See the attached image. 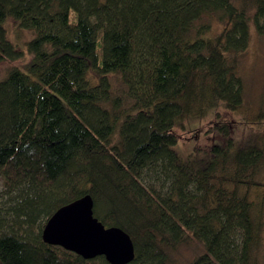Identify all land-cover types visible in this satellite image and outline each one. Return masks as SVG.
I'll list each match as a JSON object with an SVG mask.
<instances>
[{"label":"trees","instance_id":"trees-1","mask_svg":"<svg viewBox=\"0 0 264 264\" xmlns=\"http://www.w3.org/2000/svg\"><path fill=\"white\" fill-rule=\"evenodd\" d=\"M217 14L215 36L195 23ZM0 264H111L44 242L48 219L90 194L131 237L129 264H258L264 106L233 134L240 55L264 37V0H0ZM118 83V84H117ZM192 143L183 156L177 146Z\"/></svg>","mask_w":264,"mask_h":264},{"label":"rangeland","instance_id":"rangeland-1","mask_svg":"<svg viewBox=\"0 0 264 264\" xmlns=\"http://www.w3.org/2000/svg\"><path fill=\"white\" fill-rule=\"evenodd\" d=\"M209 24L210 30L206 35L215 36L220 32L224 24L219 20L217 14H208L195 23V30L202 24ZM5 27L8 34V39L16 45L17 50L22 51L20 59L15 61L0 62V81L6 79L12 68L18 67L25 71L24 64L30 60V55L26 48V43L33 37V32L29 29L22 28L18 21L12 17H7ZM202 27V26H201ZM250 42L247 49L240 55L239 59V74L244 84V101L241 108L233 114L237 121L234 124L233 134L236 139L242 136V129L248 124L244 121L245 118L254 115L259 107L264 106V37L256 33L254 23L250 22ZM118 84V83H117ZM192 148V143L185 144L180 142L177 146L178 152L186 156ZM262 181L259 188L251 190V200L262 204V230L261 244L258 249L257 259L258 264H264V171L259 176ZM202 252L201 246L192 241L188 245L179 247L172 253V257L178 264H186L191 261L197 254Z\"/></svg>","mask_w":264,"mask_h":264},{"label":"water","instance_id":"water-1","mask_svg":"<svg viewBox=\"0 0 264 264\" xmlns=\"http://www.w3.org/2000/svg\"><path fill=\"white\" fill-rule=\"evenodd\" d=\"M42 238L85 259L104 256L111 264H129L135 258L130 235L118 226H105L95 216L90 194L58 208L46 222Z\"/></svg>","mask_w":264,"mask_h":264}]
</instances>
